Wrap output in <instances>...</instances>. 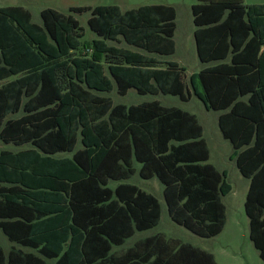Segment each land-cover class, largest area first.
Returning a JSON list of instances; mask_svg holds the SVG:
<instances>
[{
    "label": "trees",
    "instance_id": "1",
    "mask_svg": "<svg viewBox=\"0 0 264 264\" xmlns=\"http://www.w3.org/2000/svg\"><path fill=\"white\" fill-rule=\"evenodd\" d=\"M89 13L94 34L51 8L34 23L22 6L0 7V230L25 252L0 246V264H217L212 253L156 233L161 205L129 180L156 178L169 219L210 239L225 225V171L208 162L197 117L158 100L114 104L101 93L197 97L223 112L218 127L248 180L249 239L264 263V3L203 0L191 7L204 67L189 76L175 54L170 5ZM122 38L135 47L109 42ZM228 62H224V61ZM113 184L114 186H111Z\"/></svg>",
    "mask_w": 264,
    "mask_h": 264
},
{
    "label": "rangeland",
    "instance_id": "2",
    "mask_svg": "<svg viewBox=\"0 0 264 264\" xmlns=\"http://www.w3.org/2000/svg\"><path fill=\"white\" fill-rule=\"evenodd\" d=\"M202 1L203 0H0V7L22 6L29 10L32 16V21L38 24L40 23V11L43 9L51 8L66 14L70 13L78 20L80 26L83 28V42L90 43L95 36L89 30L87 25V19L90 16L89 13H71L69 12L70 7L116 5L124 11L140 6L170 5L176 10V29L174 34L176 51L174 55L167 57V59L179 63L180 66L185 68L186 74L189 76L190 74L196 73L199 70V63L196 59L193 49L192 33L194 26L192 23L191 7L195 4L201 3ZM244 2L246 4H262L264 3V0H244ZM109 43L117 47L134 50L138 49L126 44L121 37L117 42ZM101 94L109 97L114 104H123L129 106L157 99L165 106H175L189 111L198 117L204 130L203 132L205 139L208 141L212 140L214 131L213 128L209 129V124L211 122L210 115L205 111L201 101L194 96H192L188 101L183 102L178 97L164 96L162 94H158L157 96H140L137 95L134 90H130L125 96H119L116 91ZM25 148L26 146L15 147L13 145H4L0 141V149L18 151ZM213 153H215L214 150ZM240 179L242 180L240 175L237 177L235 174H233V171H229L227 181L231 185L233 191L232 193H229L227 196L223 197V203L226 207L225 225L221 234L210 239L197 237L170 221L164 201L162 199L161 185L156 179H153V181L149 182L142 181L138 175H134L129 180V183L136 185L143 191L151 193L160 202L161 217L159 224L154 229L148 231V235L160 232L165 234L167 237L179 238L193 246L211 251L215 255L217 264H264L260 259L257 250L254 248L252 242L249 239L248 219L244 212L245 195L242 194L243 185ZM144 235L145 233H136L132 238L126 241L123 246L117 249H125L131 246L136 240L140 239ZM0 246L5 252H7L12 246L7 241L1 230ZM23 250L30 251L28 249Z\"/></svg>",
    "mask_w": 264,
    "mask_h": 264
},
{
    "label": "crops",
    "instance_id": "3",
    "mask_svg": "<svg viewBox=\"0 0 264 264\" xmlns=\"http://www.w3.org/2000/svg\"><path fill=\"white\" fill-rule=\"evenodd\" d=\"M194 31V30H193ZM192 39H193V49H194V52H195V55H196V59L198 60V57H197V53H196V48H195V42H194V35L192 33ZM176 44V43H175ZM174 55V54H173ZM224 62H228L227 60L224 61ZM198 63H199V70L204 68V67H209L211 65H215V64H218L219 62H213V63H208V64H202L199 62L198 60ZM138 95V94H137ZM195 97V96H194ZM197 98V97H196ZM191 99V98H190ZM198 99V98H197ZM153 100H157V99H153ZM153 100H150V101H153ZM145 102H148V101H145ZM143 103V102H142ZM202 103V102H201ZM140 104V103H139ZM162 104V103H161ZM163 105V104H162ZM203 105V103H202ZM165 106V105H164ZM204 107V105H203ZM179 108V107H178ZM205 111L210 115V124H209V129H212L213 128V135H212V140L211 141H208L205 139L204 137V132H203V137L207 143V147L209 149V160L208 162L211 163L213 166H215L220 172L222 171H225L226 174H227V177L229 175V171H233V174H235L237 177H242L241 174L239 173L237 167H236V163L235 161L232 159V154H233V148H232V145L230 144V142L226 139L223 138L220 130H219V127H218V118L220 116L221 113L223 112H217V111H213V110H208L204 107ZM186 111V110H185ZM189 112V111H187ZM191 113V112H189ZM193 114V113H191ZM195 115V114H193ZM196 116V115H195ZM197 117V116H196ZM198 119V117H197ZM199 121V119H198ZM200 123V121H199ZM201 125V123H200ZM202 126V125H201ZM203 129V127H202ZM204 131V130H203ZM213 150L215 151V153H213ZM232 173V172H231ZM153 179H156V178H152V179H148V180H143L140 178V180L142 181H153ZM244 179V181H243ZM157 180V179H156ZM158 181V180H157ZM240 181L242 182V185H243V189H242V194H244L246 196V193H247V189H248V180L245 179L244 177H242V180L240 179ZM159 182V181H158ZM161 185V184H160ZM111 186H114L113 184H111ZM232 187H231V192L232 193ZM148 193V192H147ZM161 194H162V186H161ZM163 199V197H162ZM165 205V204H164ZM225 205V204H224ZM167 211V210H166ZM168 215V214H167ZM171 221V220H170ZM172 222V221H171ZM173 223V222H172ZM174 224V223H173ZM176 225V224H175ZM178 226V225H177ZM180 227V226H179ZM150 231V230H149ZM223 231V230H222ZM140 233H145V235L141 238H144V237H147L148 235V231H145V232H140ZM147 233V234H146ZM160 233V232H158ZM156 234V233H155ZM221 234V233H220ZM153 235V234H152ZM165 235V234H164ZM150 236V235H148ZM132 238V237H131ZM140 238V239H141ZM129 240V239H128ZM127 240V241H128ZM8 241V240H7ZM137 241V240H136ZM9 242V241H8ZM10 243V242H9ZM126 243V242H125ZM12 246L11 247H15V248H18V249H27V248H22V247H16L18 245L16 244H12L10 243ZM133 245V244H132ZM131 245V246H132ZM123 246V245H122ZM10 247V249H11ZM130 247V246H129ZM119 248V247H118ZM128 248V247H127ZM125 248V249H127ZM3 249V248H2ZM9 249V250H10ZM116 250H125V249H117L115 248ZM8 250V251H9ZM30 250V249H28ZM7 251V252H8ZM25 251V250H23ZM32 251V250H30ZM30 251H25V252H30ZM207 251V250H206ZM6 252V253H7ZM210 253H212L211 251H208ZM214 255V253H212ZM215 257V255H214ZM216 260V258H215Z\"/></svg>",
    "mask_w": 264,
    "mask_h": 264
}]
</instances>
